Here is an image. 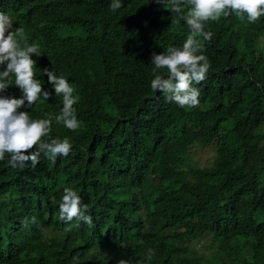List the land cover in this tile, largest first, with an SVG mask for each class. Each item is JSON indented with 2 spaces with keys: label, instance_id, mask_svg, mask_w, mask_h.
Segmentation results:
<instances>
[{
  "label": "trees",
  "instance_id": "obj_1",
  "mask_svg": "<svg viewBox=\"0 0 264 264\" xmlns=\"http://www.w3.org/2000/svg\"><path fill=\"white\" fill-rule=\"evenodd\" d=\"M1 2L21 46L41 51L35 77L53 92L20 110L51 119L50 137L73 147L55 164L43 153L22 170L7 154L0 161V222L29 218L27 238H8L0 225V240L24 245L1 252L0 264H264V16L206 22L212 38H200L198 54L211 67L193 85L199 105L182 108L151 89V57L182 47L190 30L154 0H120L115 12L112 0ZM45 68L79 98L75 132L55 120L63 97ZM3 94L22 95L14 78ZM205 148L214 150L209 167L192 159ZM65 188L81 197L92 227L59 219Z\"/></svg>",
  "mask_w": 264,
  "mask_h": 264
},
{
  "label": "clouds",
  "instance_id": "obj_2",
  "mask_svg": "<svg viewBox=\"0 0 264 264\" xmlns=\"http://www.w3.org/2000/svg\"><path fill=\"white\" fill-rule=\"evenodd\" d=\"M155 3L164 6L167 10L176 14L177 19L172 23L179 24L185 21L190 34L182 47L170 46L160 54L153 53L151 64L154 65V79L151 81V89L164 95L165 101L175 103L180 107L194 108L199 105L200 92L194 84L205 80L211 65L208 58L202 53L203 44L200 38L210 41L212 33L205 31L208 21H219L220 18L235 15L241 22L255 23L264 16V0H154ZM122 7L120 0H112L109 5L115 12ZM11 8L1 2L0 5V161H4L6 154L9 159L7 164L13 169H24L31 161L35 167L39 163L40 154L43 153L52 164L57 157H67L73 147L70 140L51 138V119H32L27 111L21 108H32L40 99L48 101L53 92L42 89V83L35 77L33 68L36 61L32 55H42L36 44H28L27 40H17V34L22 29L13 28V21L9 13ZM6 66V67H5ZM166 69V75L157 74L158 70ZM43 75L47 76V82L52 85L54 94L62 95L63 107L58 116L57 123L75 132L80 127L74 104L78 103V97L73 95L74 89L65 79L64 75H56L48 68L43 69ZM14 85L22 95H4L9 86ZM48 137V139H44ZM34 149V150H33ZM28 153V154H25ZM86 205L71 188H65L59 204V219L69 224L75 218L89 227L93 226V219L86 215ZM31 223H36V218H31ZM29 218H10L7 225L0 222L5 228L8 238L16 236L28 237L26 227ZM79 226V224H77ZM65 231H71L68 227ZM10 240V239H9ZM23 240L13 244L10 241L0 240L1 252L20 251L24 245ZM5 253V252H4ZM3 253V254H4ZM149 250V257L153 255ZM76 260V257H73ZM117 264H132L130 259H119Z\"/></svg>",
  "mask_w": 264,
  "mask_h": 264
},
{
  "label": "rangeland",
  "instance_id": "obj_3",
  "mask_svg": "<svg viewBox=\"0 0 264 264\" xmlns=\"http://www.w3.org/2000/svg\"><path fill=\"white\" fill-rule=\"evenodd\" d=\"M193 162L201 167H209L213 164L214 161V150L212 148L197 149L192 156ZM204 244L198 246L199 249H202Z\"/></svg>",
  "mask_w": 264,
  "mask_h": 264
}]
</instances>
